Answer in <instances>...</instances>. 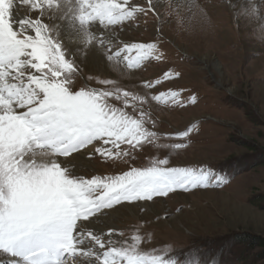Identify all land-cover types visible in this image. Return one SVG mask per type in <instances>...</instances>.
I'll return each instance as SVG.
<instances>
[{"label": "snow or ice", "instance_id": "snow-or-ice-1", "mask_svg": "<svg viewBox=\"0 0 264 264\" xmlns=\"http://www.w3.org/2000/svg\"><path fill=\"white\" fill-rule=\"evenodd\" d=\"M146 4L75 0L71 10L91 44V24L105 29L123 25L154 10L153 0ZM15 6L36 15L17 19ZM59 7V0H0V256L9 257L8 264H177L142 252L139 235L115 240V230L96 233L84 223L105 209L216 186L224 178L203 167H170L167 158L116 175L86 178L73 173L65 161L89 146L105 161L135 159L136 149L159 137L148 126L155 128L143 107L147 95L123 90L111 79L97 83L112 87L76 90L72 74L77 68L44 20L46 12ZM98 44L104 47L106 42L100 39ZM104 55L108 61H123L128 69L162 59L155 42L124 43L113 50L108 41ZM179 76L164 70L143 87L156 92L150 98L157 103L195 104L196 97L185 101L181 90L157 91ZM192 131L190 126L174 136L183 141ZM163 147L180 150L188 145Z\"/></svg>", "mask_w": 264, "mask_h": 264}, {"label": "rangeland", "instance_id": "rangeland-1", "mask_svg": "<svg viewBox=\"0 0 264 264\" xmlns=\"http://www.w3.org/2000/svg\"><path fill=\"white\" fill-rule=\"evenodd\" d=\"M130 2L147 7L146 0ZM153 5V12L137 14L135 20L123 25L105 29L94 22L89 26L95 37L93 47L99 48L101 59L88 58V49L83 53L70 51L64 33L53 26L54 20L44 18L55 29L54 38L62 45L66 59L77 68L72 74L76 90L112 87L97 83L111 79L123 90L147 95L148 103L143 107L155 128L148 126L159 137L136 149L135 159L121 157L105 163L98 155L84 151L66 160L76 158L73 166L65 163L74 174L86 178L116 175L164 158L170 167L232 172L226 174L227 188L221 183L105 209L92 219L113 215V220L102 222L96 233L113 229V239L129 241L139 235L142 252L177 264H264V259L256 261L254 257L263 252L261 247L248 250L247 244L238 241L239 237L264 241V0H153ZM81 36L86 41L85 35ZM100 39L106 42L104 47L98 44ZM108 41L113 50L124 43L155 42L162 59L128 69L123 61H107L104 52ZM89 62H95L94 71H90ZM169 69L179 72V78L157 91L170 87L181 90L185 101L195 96V104L180 107L151 100L156 92L145 89L144 82ZM112 102L121 106L119 101ZM190 126L193 131L188 138H175L174 133ZM176 142L188 147H163ZM145 203L152 208L134 212L123 208ZM195 248H200L199 253L192 255L190 250ZM9 259L0 256V264H8Z\"/></svg>", "mask_w": 264, "mask_h": 264}, {"label": "bare ground", "instance_id": "bare-ground-1", "mask_svg": "<svg viewBox=\"0 0 264 264\" xmlns=\"http://www.w3.org/2000/svg\"><path fill=\"white\" fill-rule=\"evenodd\" d=\"M59 3H60L59 9L56 12H54V13L53 12H46L45 17L48 18V15H54L56 17L54 19L53 26L54 25L57 26V28L61 29L62 33H64V38H65L64 42H65L67 48L70 51L76 50L77 52L78 51L82 52V51H85V50L88 49V51H87L88 55H86L88 58L94 57L96 59H99V58L101 59V56H100L101 52H100L99 48L93 47L92 43L91 44H87L85 42V40L83 38H81L82 37L81 35L84 34V29L79 25L78 21L73 18V12L71 10L73 8L74 4H75V0H59ZM24 8H26V7H24ZM17 11L19 13H22L23 15H30L28 13L27 9L26 10L18 9ZM107 61H106V63H108ZM95 65H96L95 62H89L88 67L90 68V71L91 70L94 71V68H95L94 66ZM216 70L220 71L219 68H216ZM85 150L89 151L90 154H93L91 146H89V148L85 149ZM79 156H77V157H79ZM75 161H77L76 158H72V160L71 159L68 160L69 164H71L72 166H73V163ZM65 162H67V161H65ZM82 167L83 166L81 165L79 168H82ZM75 168L78 169V165L75 166ZM143 207L152 208L150 204H146V203L145 204H141V205L140 204L133 205V206L127 205V206H125L123 208H126V209L131 210V211L134 212L135 210H139L140 208H143ZM113 217H114L113 215H110V216L108 215L105 218L92 219V221L84 223V228L87 229V230H92L94 232L100 231L98 229H100L99 227H102V222H103V224H105V222H107V221L109 222L110 219L113 220ZM83 264H86V263H83Z\"/></svg>", "mask_w": 264, "mask_h": 264}, {"label": "trees", "instance_id": "trees-1", "mask_svg": "<svg viewBox=\"0 0 264 264\" xmlns=\"http://www.w3.org/2000/svg\"><path fill=\"white\" fill-rule=\"evenodd\" d=\"M234 239H238L237 237L234 238ZM240 243H242L243 245H248V250H254L256 248H262L263 249V252L261 254H258V255H255V260L256 261H261L264 259V241L263 240H260V239H256V238H251V237H239V240ZM200 248H195V249H192L190 250L191 251V254L192 255H196L197 253H199V250ZM201 251V250H200ZM190 257V256H189Z\"/></svg>", "mask_w": 264, "mask_h": 264}]
</instances>
